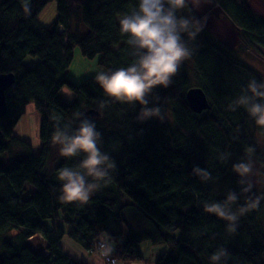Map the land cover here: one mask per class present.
<instances>
[{
	"label": "trees",
	"instance_id": "16d2710c",
	"mask_svg": "<svg viewBox=\"0 0 264 264\" xmlns=\"http://www.w3.org/2000/svg\"><path fill=\"white\" fill-rule=\"evenodd\" d=\"M52 1L58 14L46 27L39 19ZM216 1L242 31L244 46L264 49V21L251 0ZM137 6L138 0H0V74H15L8 110L0 119V264H82L67 254L63 239L90 254L110 246V257L119 262L142 260L139 246L149 242L168 247L154 264H212L210 257L220 248L228 252L221 264H264V199L240 217L234 233L203 209L206 202L225 201L229 191L239 197L234 208L247 195H260L254 186L252 193H244L248 181L238 184L240 177L232 171L233 164L251 155L263 157L258 136L264 141V128L242 107H229L251 79L264 82L240 50L218 41L207 25L194 40L185 36L193 55L168 88L157 87L147 97V107L164 110L163 122L138 121L139 104L112 101L93 77L81 84L68 77L76 45L106 72L133 62L119 20ZM178 15L203 18L189 6ZM193 80L210 100V109L201 114L187 101ZM66 87L73 93L69 101L61 97ZM29 106L41 116L37 154L30 141L16 134ZM91 109L101 116H86ZM81 119L95 124L100 149L116 169L87 202H64L59 171L79 170L83 154L62 157L52 171L46 160L57 127L74 130ZM15 144L24 153L13 157L9 152ZM197 166L207 169L211 179L193 175ZM58 219L63 226L50 229L48 223ZM40 234L47 252L34 250L29 241Z\"/></svg>",
	"mask_w": 264,
	"mask_h": 264
},
{
	"label": "clouds",
	"instance_id": "9594fccd",
	"mask_svg": "<svg viewBox=\"0 0 264 264\" xmlns=\"http://www.w3.org/2000/svg\"><path fill=\"white\" fill-rule=\"evenodd\" d=\"M202 3L203 0H191L192 7L197 9ZM188 6L189 0H138L136 10L119 20V31L128 37L133 62L115 71H97L95 75V82L112 101L141 106L137 116L140 122L150 118L163 122L164 110L158 106L147 107V97L157 87L166 89L170 86L182 62L193 55V49L184 37L194 40L206 25L207 17L196 19L192 15H178ZM155 99L159 101V97ZM104 107L105 103L101 102L100 108ZM229 107L231 111L242 107L257 126L264 128V82L258 84L256 79H251ZM53 140L59 145L61 157L83 154L79 170L65 167L59 171L58 180L62 182L59 198L64 202H87L100 182H108L111 172L116 169L115 162L100 149L101 134L96 131L91 119H81L74 130L57 127ZM253 151L248 149L249 153ZM253 170L251 156L232 166V171L240 177L238 184H244L248 178L258 174ZM192 174L202 181L211 179L207 169L198 166L193 168ZM89 178L95 182H89ZM253 186L249 181L242 191L252 193ZM262 199L264 195H247L244 203L234 208L239 197L229 191L225 201L206 202L203 209L205 213L225 221L226 230L234 233L240 217L257 208ZM111 252L110 246L101 245L103 256H110ZM227 256V250L220 248L211 255L210 260L212 264H221Z\"/></svg>",
	"mask_w": 264,
	"mask_h": 264
},
{
	"label": "rangeland",
	"instance_id": "374dc122",
	"mask_svg": "<svg viewBox=\"0 0 264 264\" xmlns=\"http://www.w3.org/2000/svg\"><path fill=\"white\" fill-rule=\"evenodd\" d=\"M189 7L195 10L197 14L201 17H207L206 25L209 30L215 35L218 41H221L223 44L227 45L231 48H236L240 50V57L247 61L256 71H259L262 79L264 80V49L258 48L256 50L245 47L242 39V31L238 29L233 22L225 17L224 12L221 10L218 2L216 0H203L201 6L197 9L192 7L191 0H189ZM251 7H253L254 12L264 21V0H251ZM58 5L56 1H52L48 4V7L42 12L40 16V24L43 26H49L52 22L57 18ZM73 61L69 66L68 77L76 84H81L87 80V78H95L97 71H105L104 67H101L97 63V59H89L82 56L81 48L79 46H75L73 51ZM29 64H34V61H30ZM192 87L199 86L196 84L195 80L192 82ZM73 93L67 87L63 89L61 92V97L65 101L71 100ZM41 116L39 113L34 110L33 106H29L27 109V115L21 122V124L16 129V134L20 136L24 140H28L34 146V153H38L42 145H40L39 141V121ZM257 135V134H256ZM258 148L261 156L264 157V141L262 140L261 135L258 136ZM52 146L50 151L48 152L46 165L48 166V171H52L58 167V164L61 160V156L59 155V145L52 141ZM11 156H16L18 154H23L24 149L19 144L11 145L10 152ZM258 158L257 156L251 155V159L254 162V174L252 177L248 178L246 181H250L254 184V187L257 188L260 195H264V158ZM261 224L264 229V214L261 217ZM1 235V234H0ZM29 241H31L32 247L34 250L38 252H47L45 249L47 247V242L44 240V236L40 234L39 236L30 237ZM152 246L149 242L140 244V246ZM139 246V247H140ZM155 249L166 248L165 245L152 246ZM141 252V251H140ZM166 252V251H165ZM164 252V253H165ZM90 253V252H88ZM160 254L157 257V260L160 258ZM93 256L99 257L104 264H112L109 260L106 259L105 256L101 254V252L95 251L91 253ZM150 253L146 252V256ZM155 260V261H157ZM131 261V260H127ZM119 261L115 264H117Z\"/></svg>",
	"mask_w": 264,
	"mask_h": 264
},
{
	"label": "water",
	"instance_id": "95a60500",
	"mask_svg": "<svg viewBox=\"0 0 264 264\" xmlns=\"http://www.w3.org/2000/svg\"><path fill=\"white\" fill-rule=\"evenodd\" d=\"M14 84L15 74L13 72L0 74V119L5 115L8 110L7 92L13 87ZM186 95L189 106H191L194 112L201 114L203 112H206V110L210 109L211 105L208 94H206L201 87L194 86L190 88L187 91ZM86 116L99 118L101 116V113L91 109L89 110V112L86 113ZM1 135L2 129L0 125V137Z\"/></svg>",
	"mask_w": 264,
	"mask_h": 264
},
{
	"label": "crops",
	"instance_id": "0c3cea01",
	"mask_svg": "<svg viewBox=\"0 0 264 264\" xmlns=\"http://www.w3.org/2000/svg\"><path fill=\"white\" fill-rule=\"evenodd\" d=\"M59 226L62 227L63 226V222L62 219H58L56 222H49L48 223V227L50 229ZM66 240V244H64L65 246V250L67 252V254L69 256H71V258L73 259V261H77V262H81L82 264H104V262L97 257L96 255L93 256L92 254L86 252V251H82L80 250V248L73 242H69V240L67 239H63ZM140 251H141V255L143 257L142 260H138V261H127V262H118L117 264H154L155 260H157V257L164 253L166 251V248H159V249H155L152 246H140ZM149 251V255L146 256V252Z\"/></svg>",
	"mask_w": 264,
	"mask_h": 264
},
{
	"label": "built area",
	"instance_id": "2783aa9c",
	"mask_svg": "<svg viewBox=\"0 0 264 264\" xmlns=\"http://www.w3.org/2000/svg\"><path fill=\"white\" fill-rule=\"evenodd\" d=\"M106 259L109 260L110 263H112V264H113V261H114L115 263L117 262L116 259H114L113 257L111 258L110 256H107Z\"/></svg>",
	"mask_w": 264,
	"mask_h": 264
}]
</instances>
